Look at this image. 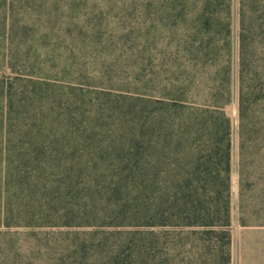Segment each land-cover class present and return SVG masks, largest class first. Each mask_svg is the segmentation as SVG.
Instances as JSON below:
<instances>
[{"label":"trees","instance_id":"trees-1","mask_svg":"<svg viewBox=\"0 0 264 264\" xmlns=\"http://www.w3.org/2000/svg\"><path fill=\"white\" fill-rule=\"evenodd\" d=\"M159 2L154 82L131 96L100 88L57 36L14 20L5 1L0 235L136 225L144 264L150 251L154 264H232L236 219L264 227V20L251 16L262 1L240 0L236 128L233 0ZM108 239L92 242L97 255L125 264Z\"/></svg>","mask_w":264,"mask_h":264},{"label":"rangeland","instance_id":"rangeland-1","mask_svg":"<svg viewBox=\"0 0 264 264\" xmlns=\"http://www.w3.org/2000/svg\"><path fill=\"white\" fill-rule=\"evenodd\" d=\"M5 1L9 3L14 20L35 21L42 25V30L57 36L64 45L61 52H73L78 67L91 75L100 88L109 87L137 96L142 79L147 80L148 87L152 86L156 56L162 42L158 33L162 20L159 0H0V22L3 21ZM261 1L263 13L251 15L255 21L264 20V0ZM239 10L240 0H233L234 100L228 111L235 128ZM163 21L167 22L170 33L180 29L172 17ZM72 38H75L74 42H71ZM171 41V49H175V42ZM256 50L264 54V45H258ZM149 92H152L151 88ZM236 179L234 173L235 202ZM140 231L136 225L118 229L80 228L69 232L41 229L35 233L12 229L0 235V264H109L92 246V242L103 237L109 238L107 248L125 264H144L136 244ZM80 244H84L85 250L73 254L74 245ZM232 254V264H264V227L244 229L236 219ZM148 257L145 264H154L152 251Z\"/></svg>","mask_w":264,"mask_h":264}]
</instances>
